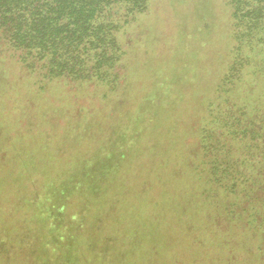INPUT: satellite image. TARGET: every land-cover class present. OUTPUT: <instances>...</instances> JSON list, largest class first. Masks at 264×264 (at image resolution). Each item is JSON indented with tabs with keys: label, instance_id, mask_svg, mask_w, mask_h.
<instances>
[{
	"label": "rangeland",
	"instance_id": "rangeland-1",
	"mask_svg": "<svg viewBox=\"0 0 264 264\" xmlns=\"http://www.w3.org/2000/svg\"><path fill=\"white\" fill-rule=\"evenodd\" d=\"M117 1L108 78L35 75L0 37V149H40L35 185L5 180L0 264H264V5Z\"/></svg>",
	"mask_w": 264,
	"mask_h": 264
},
{
	"label": "trees",
	"instance_id": "trees-1",
	"mask_svg": "<svg viewBox=\"0 0 264 264\" xmlns=\"http://www.w3.org/2000/svg\"><path fill=\"white\" fill-rule=\"evenodd\" d=\"M98 1L97 3V0H0V37L7 39L9 49L17 60L33 71L54 68L57 70L55 76L64 80L75 73L87 72L96 73L98 77L105 75V78H108L114 74L112 71L116 72V67L121 65L123 48L118 37L121 25L119 26V23L117 25L113 16L109 20L103 17L107 8L112 10L113 4L121 2ZM251 1L259 3L258 5L262 7L264 5V0ZM78 4H81L82 8L77 6ZM118 14L120 15L119 11ZM248 21L250 27L256 24L251 18ZM38 71L35 75L39 74ZM10 103L8 102L5 107L7 112H10ZM13 116L11 113L13 122L20 117ZM1 124L5 126L4 118ZM20 148L23 149L17 147L14 150L10 144H6L0 149V197L5 191L4 183L8 178L16 183L15 198L21 193L24 183H34L33 185L36 183L32 176L35 177L33 173L40 166V149L33 152L25 150L22 154ZM255 173L257 176L254 179L259 177L261 171L255 170ZM70 184L67 182L66 186L69 187ZM253 192L256 193H251L248 201L255 196L256 204L264 210V202L257 203L258 198H264V183ZM54 193L55 191L51 190L48 195L53 196ZM242 198L245 199L244 196ZM233 202L232 199V204ZM3 205L0 204V215L6 214L7 206ZM232 206L230 204L232 212L227 216L230 220L237 214L234 213L237 206L234 204ZM64 234L66 233L63 232V236ZM244 249L247 250V246Z\"/></svg>",
	"mask_w": 264,
	"mask_h": 264
}]
</instances>
